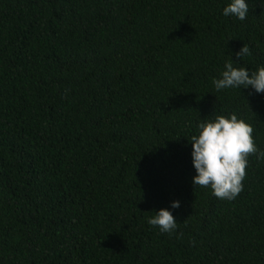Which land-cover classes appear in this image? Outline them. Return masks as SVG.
I'll list each match as a JSON object with an SVG mask.
<instances>
[{
  "label": "trees",
  "instance_id": "1",
  "mask_svg": "<svg viewBox=\"0 0 264 264\" xmlns=\"http://www.w3.org/2000/svg\"><path fill=\"white\" fill-rule=\"evenodd\" d=\"M227 2L0 0V264H264V160L232 200L191 183L201 120L235 113L264 149V92L212 86L264 65V0Z\"/></svg>",
  "mask_w": 264,
  "mask_h": 264
},
{
  "label": "clouds",
  "instance_id": "2",
  "mask_svg": "<svg viewBox=\"0 0 264 264\" xmlns=\"http://www.w3.org/2000/svg\"><path fill=\"white\" fill-rule=\"evenodd\" d=\"M248 8L247 0H228L222 7L221 14L243 21ZM249 54L250 49L246 44H242L234 53L240 59ZM232 61L235 60H226L219 76L212 79V86L216 91L250 87L255 93L264 92V65H258L254 71H249L243 65L234 66ZM195 127V134L188 139L191 145V165L195 172L191 183L210 188L212 195L219 199H234L242 190L249 155L254 154L257 161L264 160V149L255 144L251 124L230 112L201 120ZM179 206V200L171 201L172 209ZM146 222L168 234L177 228V220L169 208L155 210L154 215L146 218Z\"/></svg>",
  "mask_w": 264,
  "mask_h": 264
}]
</instances>
